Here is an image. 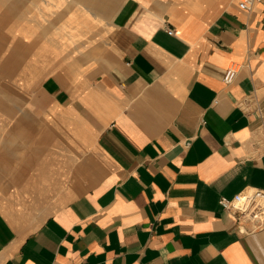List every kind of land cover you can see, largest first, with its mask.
Wrapping results in <instances>:
<instances>
[{"label": "crops", "instance_id": "crops-1", "mask_svg": "<svg viewBox=\"0 0 264 264\" xmlns=\"http://www.w3.org/2000/svg\"><path fill=\"white\" fill-rule=\"evenodd\" d=\"M239 2L120 0L82 39V76L2 153L0 264H264V217L219 204L264 192V6ZM47 32L19 35L16 87L50 68Z\"/></svg>", "mask_w": 264, "mask_h": 264}, {"label": "rangeland", "instance_id": "rangeland-1", "mask_svg": "<svg viewBox=\"0 0 264 264\" xmlns=\"http://www.w3.org/2000/svg\"><path fill=\"white\" fill-rule=\"evenodd\" d=\"M15 1L17 0H0V15L8 7L6 14L11 13V16H13L14 11L11 9V5L13 6ZM107 1L94 0L92 3L103 4ZM112 1L115 2V0ZM29 2H26L27 6L23 9L24 13L21 12L19 14L20 17L17 16L15 27L11 26L10 23L7 25V40L2 41L3 43L0 44V63L2 64L0 71L2 69L5 70V68L7 71L5 73L0 72V115L8 114V116L0 117V147L2 144L13 147L8 150L10 154L17 153L19 145L23 144V142H18V139H13V136L10 137L11 131L16 132L18 130V118L26 116L27 113L32 115L30 106L32 107L33 105L31 103L33 99L40 102V104L38 103L39 106L45 110L52 105L56 100V92L55 89H51V81L55 79L54 75L57 73L61 74L63 72L66 77V80L55 79L59 84L61 83L60 85H62L64 90L69 89L72 78H80L82 76L83 72L77 71L76 68H79L80 65L84 66L83 68H87L89 64V62L81 60L80 53L83 51L82 39H86L89 32L99 24L105 26L109 16L112 15L118 4V2L112 3L111 12L105 14L96 10L90 1L84 0H67V2L65 0H32L31 4ZM65 9L66 11H64ZM62 12L64 15H61L62 18H60L58 13ZM10 20L12 23L15 18ZM24 28L32 29V43H38L41 39H44V30H47L48 39L51 44H57V48L49 54V60L51 61L49 69L47 68L35 75V78L30 80L26 87H16L12 83L13 75L16 72L13 61L19 62L20 57L23 60H27V58L34 60L31 54L11 52V49H18V46H20L19 32L24 34ZM10 29H12L11 32ZM15 40L17 43H15ZM5 63H8V66H4L6 65ZM21 75H24V73H19L16 78L19 79ZM22 82L19 81V83ZM62 100L65 102L64 99ZM10 110L12 114L8 113ZM1 151L0 154L2 153ZM21 152H23V149ZM4 156L3 154L0 155V160H4ZM13 160L16 162V158L10 157V161Z\"/></svg>", "mask_w": 264, "mask_h": 264}, {"label": "built area", "instance_id": "built-area-1", "mask_svg": "<svg viewBox=\"0 0 264 264\" xmlns=\"http://www.w3.org/2000/svg\"><path fill=\"white\" fill-rule=\"evenodd\" d=\"M261 4L264 6V0H240L239 8L248 9L250 5ZM238 67L231 65L224 75V82L229 84L234 79ZM219 204L225 210H240L244 217L258 219L264 217V192L252 190L248 194H236L232 199L221 198Z\"/></svg>", "mask_w": 264, "mask_h": 264}, {"label": "bare ground", "instance_id": "bare-ground-1", "mask_svg": "<svg viewBox=\"0 0 264 264\" xmlns=\"http://www.w3.org/2000/svg\"><path fill=\"white\" fill-rule=\"evenodd\" d=\"M19 0H17V1H15L14 3H13V6L11 5V9L14 11L13 12V16H11V13H8V14H6L7 13V11H8V7H6L5 8V10L3 11V13H1V15H0V44L1 43H3L2 41H4V40H7L6 39V31H8V28H7V25H9V23L11 24V26H14L15 27V21L17 20V16L18 17H20L19 16V14L21 13V12H23L24 13V11H23V9L27 6L26 5V2L28 1H30L29 3L31 4L32 3V0H22V1H19ZM11 18H15V20L14 21H12V23H11ZM12 28V27H11ZM25 30V34H20L21 36H22V38L25 36V37H30L32 34H33V32H32V29L30 28H28V29H26V28H24ZM12 31V29H10V32ZM20 36V37H21ZM46 37V36H45ZM6 42V41H5ZM15 43H17L16 42V40H15ZM20 44V43H19ZM22 44H24V40L21 42V46H22ZM19 47V46H18ZM11 52L12 53H18V51H17V49H11ZM17 58H18V56H17ZM40 58V57H39ZM37 61V60H36ZM33 63H34V61L33 60H31L30 59V61H28V67H30V68H32L33 67ZM6 65H4V66H8V63H5ZM24 64V63H23ZM41 64V63H40ZM13 65H14V68L15 69H17V67H18V62L16 61V62H14L13 61ZM235 65V64H234ZM41 66H42V64H41ZM231 66V65H230ZM2 67V64L0 63V68ZM23 70V69H22ZM36 70H37V68H36ZM0 72H2V73H5V72H7L6 71V68H5V70L4 69H2ZM23 72V71H22ZM37 72V71H36ZM35 73V72H34ZM33 74V73H32ZM4 75V74H3ZM21 76H23V75H21ZM29 76V75H28ZM32 76V75H31ZM24 77V76H23ZM3 78V77H2ZM19 80V79H18ZM26 81V80H25ZM24 81V82H25ZM17 83V82H16ZM83 92V91H82ZM6 97V96H5ZM7 98V97H6ZM0 101H1V99H0ZM11 112V110L10 111H8V113H10ZM10 114H12V113H10ZM26 114V113H25ZM27 115H28V113H27ZM5 116H8V114L7 113H5V114H3L2 116L0 115V117H5ZM47 117V115L45 116V118ZM45 125V124H44ZM21 126V125H20ZM8 130H10V129H8ZM19 130V129H18ZM11 131V133L12 134H10V137L11 136H13L12 138L13 139H19V131ZM4 132V131H3ZM7 132H9V131H7ZM8 139H9V137H8ZM19 142V141H18ZM1 149L0 150H2L1 152L3 153V152H6L7 150H9V148H13V147H10V146H8V145H4V144H2V146L0 147ZM2 153L0 154V155H2ZM43 157V156H42ZM6 161V160H5ZM0 166H2V162H0ZM3 166H5V164L3 165ZM6 168V166L4 167V169ZM33 169V168H32ZM16 172H18V171H16ZM15 195H17V193H15ZM16 207H19L18 209L20 210V211H22V213H24L25 214V216L27 215H31L32 213H33V210L35 209H43L44 207H45V209L47 208V209H52L53 208V206H42V205H36V204H21L20 206H16ZM39 211V210H38Z\"/></svg>", "mask_w": 264, "mask_h": 264}]
</instances>
